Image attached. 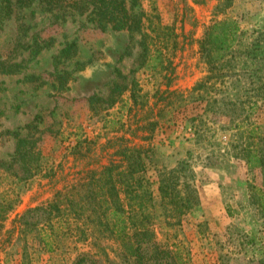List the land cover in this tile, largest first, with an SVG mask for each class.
I'll list each match as a JSON object with an SVG mask.
<instances>
[{
  "label": "rangeland",
  "instance_id": "rangeland-1",
  "mask_svg": "<svg viewBox=\"0 0 264 264\" xmlns=\"http://www.w3.org/2000/svg\"><path fill=\"white\" fill-rule=\"evenodd\" d=\"M125 1L117 23L98 22L87 3L50 11L36 2L0 29V63L22 65L0 72V206L10 207L0 218V264H73L85 253L94 264H129L118 241L96 232L85 241L63 229L47 250L21 219L87 171L119 162L122 144L108 141L121 137L142 147L158 200L164 179L190 195L178 218L166 217L175 208L153 210L149 228L175 253L171 264H264V163L248 164L249 155L264 161V0ZM227 19L243 31L237 60L214 71L202 41ZM73 42L76 53L61 58ZM93 95L114 103L91 110ZM16 133L40 139L35 176L15 157Z\"/></svg>",
  "mask_w": 264,
  "mask_h": 264
},
{
  "label": "trees",
  "instance_id": "trees-1",
  "mask_svg": "<svg viewBox=\"0 0 264 264\" xmlns=\"http://www.w3.org/2000/svg\"><path fill=\"white\" fill-rule=\"evenodd\" d=\"M225 1L227 6L232 3V0ZM36 2L46 6L50 11L67 7L85 8L83 3H87L92 7L94 18L104 24L119 22L127 10L125 0H83V3H80L81 0H0V29H3L15 15ZM242 32L239 23L233 19L217 22L209 28L202 41V50L214 71L224 68L233 69V61L237 60L236 46L241 41ZM76 50L75 42L67 44L61 50L60 57L69 59ZM253 51L248 50L247 55L255 59L256 55ZM20 67H22L20 63H0V72L14 74ZM30 79L37 80L38 77L32 76ZM69 79L68 72L58 75L56 77L59 83L58 89H64ZM202 84L205 85V82ZM87 101L91 110H98L104 106L109 108L114 103L111 97L107 99L98 95L90 96ZM31 127L38 128L35 124L30 125ZM39 141V138L16 133L15 157L30 176H35L40 171V167L34 166L32 161ZM124 141V137L108 141L113 144L118 142L125 144L124 147L119 145L120 149L115 153L121 157L119 162L111 161L101 169L87 171L86 177L81 181L56 191L55 197L48 205L30 208L22 216L25 225L37 230V240L44 248L52 250V237L63 229L77 233L78 240L85 241L89 232H96L108 239L118 241L120 256L129 264L172 263L174 252L154 242L155 232L149 227L158 215H154L153 210L156 204L175 208L179 213L177 215L168 213L166 217L168 221L178 218L191 208L190 195H183L176 183L164 179L160 181L161 196L158 200L150 188V182L145 181L147 166L143 161L142 147H130ZM253 163L263 166L264 161L255 155L251 157L249 155L248 164ZM1 164L3 165L2 162L0 166ZM8 208L10 207H7L6 203L1 204V219L10 211ZM149 208L152 211H149ZM35 215H41L40 219L45 217V223L40 225V219L30 221ZM56 218L62 222V226L58 229L52 225ZM70 219H73V223ZM73 264H94V262L91 256L85 253L80 254Z\"/></svg>",
  "mask_w": 264,
  "mask_h": 264
}]
</instances>
